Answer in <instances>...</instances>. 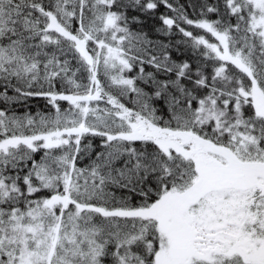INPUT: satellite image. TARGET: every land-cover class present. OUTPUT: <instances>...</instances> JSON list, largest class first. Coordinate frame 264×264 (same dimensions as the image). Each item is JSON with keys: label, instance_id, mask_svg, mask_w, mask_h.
I'll list each match as a JSON object with an SVG mask.
<instances>
[{"label": "snow or ice", "instance_id": "1", "mask_svg": "<svg viewBox=\"0 0 264 264\" xmlns=\"http://www.w3.org/2000/svg\"><path fill=\"white\" fill-rule=\"evenodd\" d=\"M0 264H264V0H0Z\"/></svg>", "mask_w": 264, "mask_h": 264}]
</instances>
